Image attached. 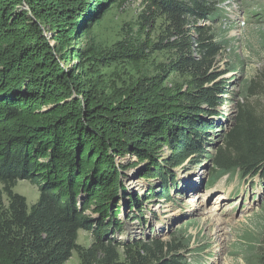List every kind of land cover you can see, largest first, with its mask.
I'll return each mask as SVG.
<instances>
[{
  "label": "trees",
  "instance_id": "16d2710c",
  "mask_svg": "<svg viewBox=\"0 0 264 264\" xmlns=\"http://www.w3.org/2000/svg\"><path fill=\"white\" fill-rule=\"evenodd\" d=\"M126 1L0 0V264H65L73 252L79 264H189L179 239L116 235L145 203L171 198L186 164L208 159L209 183L264 180V121L252 107L240 104L218 134L230 85L216 70L219 1L138 0L132 28L96 40ZM131 176L147 192L129 188ZM18 180L38 190L30 207ZM249 261L264 264V245Z\"/></svg>",
  "mask_w": 264,
  "mask_h": 264
},
{
  "label": "rangeland",
  "instance_id": "374dc122",
  "mask_svg": "<svg viewBox=\"0 0 264 264\" xmlns=\"http://www.w3.org/2000/svg\"><path fill=\"white\" fill-rule=\"evenodd\" d=\"M218 1L225 18L215 24L214 32L225 48L217 58L216 70L225 71L220 78L230 80L220 107L223 118L218 121V134H223L233 126L240 104L251 106L264 121V20L256 21L264 15V0ZM142 9L140 1L127 0L110 10L92 34L100 41L115 39L134 26ZM217 140L220 145L221 138ZM211 172L208 159L174 169L171 198L145 203L142 218L126 221L116 239H179L186 248L178 252L189 264H251V253L264 245V180L258 175L243 179L225 175L209 183ZM149 184L132 176L126 180L140 194L147 192ZM13 191L26 198L28 207L38 198L36 186L26 180H18ZM212 205H216L215 216L206 212ZM91 241L89 231H78V244L86 247ZM65 264H79L76 252Z\"/></svg>",
  "mask_w": 264,
  "mask_h": 264
},
{
  "label": "bare ground",
  "instance_id": "6f19581e",
  "mask_svg": "<svg viewBox=\"0 0 264 264\" xmlns=\"http://www.w3.org/2000/svg\"><path fill=\"white\" fill-rule=\"evenodd\" d=\"M216 201H218V200H216ZM199 204H200V203H199ZM215 207H216V205H212V206H211L206 212H207L209 215H211V216L214 215V214L216 215V213H215V212H216V211H215ZM203 209H205V208L203 207ZM206 215H207V214H206ZM215 215H214V216H215ZM215 219L218 221V220H219V216L217 215V216L215 217ZM223 229H224V228L222 227V225L219 224V231H222V232H223Z\"/></svg>",
  "mask_w": 264,
  "mask_h": 264
}]
</instances>
